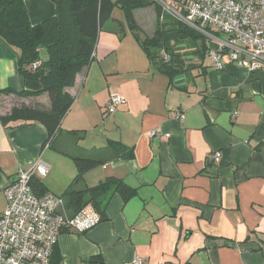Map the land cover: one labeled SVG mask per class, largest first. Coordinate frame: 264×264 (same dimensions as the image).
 I'll return each instance as SVG.
<instances>
[{"label": "crops", "instance_id": "crops-1", "mask_svg": "<svg viewBox=\"0 0 264 264\" xmlns=\"http://www.w3.org/2000/svg\"><path fill=\"white\" fill-rule=\"evenodd\" d=\"M54 6L26 0L34 24L52 17ZM151 6L158 23L155 5L134 10L143 32ZM18 55L0 39V89L38 90L20 74ZM223 60L222 70L208 58L204 74L171 80L153 67L126 17L113 13L91 62L66 89L74 103L55 139L40 122L2 120L16 106L50 109L47 92L0 94V207L20 169L46 162L49 173L36 177L63 195L77 173L75 158L96 159L73 190L113 176L138 193L128 201L115 193L106 218L85 232L65 228L52 264H85L95 255L105 264L135 257L141 264H264V70ZM113 93L123 102L107 113ZM116 143L132 156L118 155ZM214 151L222 152L219 162L208 160ZM50 174L62 187L46 183Z\"/></svg>", "mask_w": 264, "mask_h": 264}, {"label": "trees", "instance_id": "trees-1", "mask_svg": "<svg viewBox=\"0 0 264 264\" xmlns=\"http://www.w3.org/2000/svg\"><path fill=\"white\" fill-rule=\"evenodd\" d=\"M56 13L39 23H32L26 0H0V39L18 51L20 74L29 81L40 84L38 90L0 89L1 93H18L38 96L47 92L51 108L21 105L2 116L4 123L13 121L40 122L48 130L49 139H55L61 123L74 103L66 92L74 85L76 77L91 62L95 55L98 38L104 25L112 18L116 7H121L127 23L153 67L172 80L179 75L188 79L204 74L208 63V39L198 30L163 11L155 0H52ZM155 5L158 23L155 33L144 35L136 23L134 10ZM164 12V13H163ZM40 60L36 67L34 63ZM118 155L129 158L132 152L123 144L116 143ZM100 160L75 158L76 176L63 193L70 213L76 214L91 204L106 218V209L115 193L125 201L133 198L138 189L122 179L106 177L97 185L84 190H73L74 184L84 178L85 173L97 166ZM33 191L44 194L46 184L37 177L32 178ZM87 197V198H86ZM85 264H105L101 255L92 256Z\"/></svg>", "mask_w": 264, "mask_h": 264}, {"label": "built area", "instance_id": "built-area-1", "mask_svg": "<svg viewBox=\"0 0 264 264\" xmlns=\"http://www.w3.org/2000/svg\"><path fill=\"white\" fill-rule=\"evenodd\" d=\"M155 1L163 11L208 39L207 56L217 70L224 69L225 56L249 72L264 70V0ZM40 62L37 60L34 66ZM122 102L123 97L113 93L106 112L114 113ZM175 114L183 116L180 110ZM157 133L158 130L151 132ZM221 158V151L208 156L212 162ZM49 171V164L38 160L31 167L20 169L17 179L4 189L5 204L0 207V264H52L53 252L65 228L85 232L101 221V214L91 204L72 214L66 211L62 195L34 192L32 178ZM142 262V258L135 257L124 264Z\"/></svg>", "mask_w": 264, "mask_h": 264}, {"label": "rangeland", "instance_id": "rangeland-1", "mask_svg": "<svg viewBox=\"0 0 264 264\" xmlns=\"http://www.w3.org/2000/svg\"><path fill=\"white\" fill-rule=\"evenodd\" d=\"M150 11L152 12V15L150 16L149 13H148V16L147 17H144V21L142 22V26L145 29V31L142 34L149 35V36H151V35H153L155 33V29L157 27L156 14L154 12V7L153 6H151ZM55 13H56V8L54 6V13H53V15ZM50 15H52V14H50ZM114 15L115 16H120V17H121V15H124L125 16V12H124V10L121 7H116L115 10H114ZM46 17H51V16L48 15ZM43 19H46V18H43ZM5 108L8 110L10 107H5ZM50 176H51V174L46 178V183H48L49 180H52L53 183H54V185H56V187H57V188L55 187V189H59L60 187H62V186L58 185V183H57L58 181H57V178L56 177H54V179H52V178H49ZM54 191L57 192V193H59V192H61L63 190H54Z\"/></svg>", "mask_w": 264, "mask_h": 264}]
</instances>
